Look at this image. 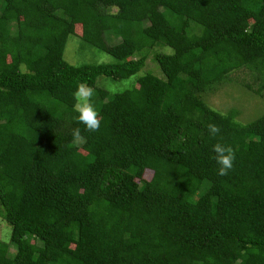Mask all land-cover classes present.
I'll use <instances>...</instances> for the list:
<instances>
[{
  "label": "trees",
  "instance_id": "obj_1",
  "mask_svg": "<svg viewBox=\"0 0 264 264\" xmlns=\"http://www.w3.org/2000/svg\"><path fill=\"white\" fill-rule=\"evenodd\" d=\"M70 37L113 63H68ZM258 64L264 0H0V264H264V116L204 102ZM100 77L133 82L109 95Z\"/></svg>",
  "mask_w": 264,
  "mask_h": 264
},
{
  "label": "rangeland",
  "instance_id": "obj_2",
  "mask_svg": "<svg viewBox=\"0 0 264 264\" xmlns=\"http://www.w3.org/2000/svg\"><path fill=\"white\" fill-rule=\"evenodd\" d=\"M106 42L114 45L119 39L107 36ZM64 59L74 65L107 64L113 63V59L74 37H70L64 50ZM264 68L261 64L246 67L230 74L228 81L223 85L204 95L205 104L214 111L226 114L231 110L236 111V119L241 123H248L264 116ZM151 71L161 77L156 65L148 59L144 71ZM133 78L125 81H116L106 77H100L96 81V87L109 95L118 94L131 87ZM149 173L146 179H149ZM10 240V228L0 218V241Z\"/></svg>",
  "mask_w": 264,
  "mask_h": 264
},
{
  "label": "clouds",
  "instance_id": "obj_3",
  "mask_svg": "<svg viewBox=\"0 0 264 264\" xmlns=\"http://www.w3.org/2000/svg\"><path fill=\"white\" fill-rule=\"evenodd\" d=\"M95 94V89L84 83L77 84L73 93L74 110L77 113V120L89 132L99 131L102 125L99 112L93 103ZM208 130L212 135H218L221 131L215 124L208 125ZM79 133L80 130L77 128L74 134L78 136ZM213 151L216 163L219 166L217 174L219 176H227L232 171L236 159L233 148L223 143H217L213 146Z\"/></svg>",
  "mask_w": 264,
  "mask_h": 264
}]
</instances>
